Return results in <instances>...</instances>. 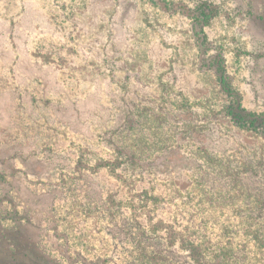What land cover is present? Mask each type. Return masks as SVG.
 I'll return each instance as SVG.
<instances>
[{
    "label": "rangeland",
    "instance_id": "obj_1",
    "mask_svg": "<svg viewBox=\"0 0 264 264\" xmlns=\"http://www.w3.org/2000/svg\"><path fill=\"white\" fill-rule=\"evenodd\" d=\"M201 1L0 0V264H264V136L200 66ZM209 1L264 112V0Z\"/></svg>",
    "mask_w": 264,
    "mask_h": 264
},
{
    "label": "trees",
    "instance_id": "obj_2",
    "mask_svg": "<svg viewBox=\"0 0 264 264\" xmlns=\"http://www.w3.org/2000/svg\"><path fill=\"white\" fill-rule=\"evenodd\" d=\"M187 11L193 18V32L196 37L197 52L200 56V66L214 73L220 91L230 100L226 105L225 113L236 124L258 131L264 136V112L251 111L244 105L241 92L233 86L224 53L217 49L210 52V40L206 28L216 16L215 5L209 0H202L195 9ZM13 255L17 257V254ZM28 258V262L31 264H41L40 258L38 260L36 256H28ZM17 259L20 260V263H25L22 262L24 261L23 257H17ZM4 262L7 264L6 260Z\"/></svg>",
    "mask_w": 264,
    "mask_h": 264
}]
</instances>
